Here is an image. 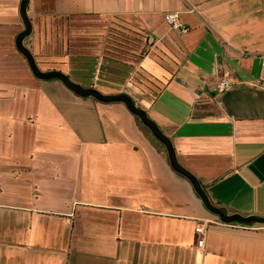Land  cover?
I'll return each mask as SVG.
<instances>
[{"label":"crops","instance_id":"obj_1","mask_svg":"<svg viewBox=\"0 0 264 264\" xmlns=\"http://www.w3.org/2000/svg\"><path fill=\"white\" fill-rule=\"evenodd\" d=\"M18 4L0 0V264H264V223L204 208L124 105L32 74ZM170 10L186 30L164 21ZM26 13L38 67L70 78L61 63L121 67L101 56L97 19L141 29L143 60L166 79L151 95L131 82L136 65L121 72L133 101L214 205L264 215V0H26Z\"/></svg>","mask_w":264,"mask_h":264},{"label":"water","instance_id":"obj_2","mask_svg":"<svg viewBox=\"0 0 264 264\" xmlns=\"http://www.w3.org/2000/svg\"><path fill=\"white\" fill-rule=\"evenodd\" d=\"M19 12L23 20V27L15 35V45L24 56L26 63L33 75L40 78L57 77L65 86L71 89L77 95H91L100 101L121 100L128 110L138 119V121L148 129V134L156 141L163 144L167 161L170 167L178 174L185 177L191 184L194 193L198 196L202 206L208 211L217 215L219 219L226 222H256L264 223V215L253 213L243 214L239 212H226L222 208L214 205L196 177L186 168H184L176 159L174 149L169 137L160 129V127L147 115L146 111L138 106L133 99L125 92L103 93L93 86L82 85L72 80L66 73L57 68L41 69L38 67L31 51L26 47L22 38L30 30V20L26 13V0H19Z\"/></svg>","mask_w":264,"mask_h":264},{"label":"trees","instance_id":"obj_3","mask_svg":"<svg viewBox=\"0 0 264 264\" xmlns=\"http://www.w3.org/2000/svg\"><path fill=\"white\" fill-rule=\"evenodd\" d=\"M96 22L101 23V28L104 31L101 33L99 30L90 32L92 36L100 34L104 37L102 45V52L104 53L101 56L114 60L118 66H121L122 68L115 69L119 72H127V70L136 65L132 73L131 82L140 88H144L151 95L156 94L164 84L166 76L157 73V68L148 63L147 59L143 60L146 44L143 31L120 17L108 20L97 19ZM149 56L154 59L156 65L161 66L156 58L151 54Z\"/></svg>","mask_w":264,"mask_h":264},{"label":"rangeland","instance_id":"obj_4","mask_svg":"<svg viewBox=\"0 0 264 264\" xmlns=\"http://www.w3.org/2000/svg\"><path fill=\"white\" fill-rule=\"evenodd\" d=\"M120 53H122V52H120ZM61 64H62L61 66H62L63 70L68 69L70 72H72L70 74L72 80H74L75 82H78L82 85L92 84V86L94 88H96L97 90H99L103 93L125 92L130 97H131V95L135 96L136 94H138L136 92H133L132 89L130 88V85L126 84L124 82V80L120 76L121 72H119V71H118V73L114 72L115 75L114 74L109 75V74L97 72L96 70L90 68V67L95 68V65H82V64H80V65H78V67H79V69H78L77 64L68 63V62L66 64H63V63H61ZM73 66H74V71H73ZM99 68H100L99 70H106V68L104 66H100ZM78 73H86L85 75H89V76L79 75ZM51 79H54L55 81L60 83L66 91H69V95L71 94L70 91H72V90L69 89L67 86H65L57 77H52ZM105 83H108L109 85L104 86L103 84H105ZM115 90H118V91H115ZM77 96L82 97L84 99L98 100L91 95H84V96L77 95ZM69 98H71V96H69ZM110 103H118V104L124 105V107L128 110V108L125 106V104L121 100H114V101H111ZM115 112H116L117 116L122 115L120 113V111L117 109Z\"/></svg>","mask_w":264,"mask_h":264},{"label":"built area","instance_id":"obj_5","mask_svg":"<svg viewBox=\"0 0 264 264\" xmlns=\"http://www.w3.org/2000/svg\"><path fill=\"white\" fill-rule=\"evenodd\" d=\"M193 10V8H190ZM163 19L164 21L172 28L179 29L181 31H184L187 29V25L184 24L179 20L178 12L176 10H170L163 13ZM261 64L264 65V57L261 61ZM230 85V81L228 78L222 77L216 79L213 84L211 85L214 90L222 91L224 88L228 87ZM203 227L201 223H198L194 226V231L196 233H200L202 231ZM197 244H200L202 242V237H198L196 239Z\"/></svg>","mask_w":264,"mask_h":264}]
</instances>
